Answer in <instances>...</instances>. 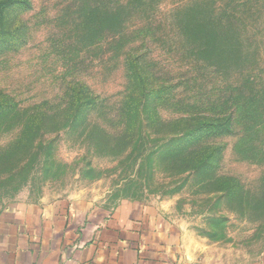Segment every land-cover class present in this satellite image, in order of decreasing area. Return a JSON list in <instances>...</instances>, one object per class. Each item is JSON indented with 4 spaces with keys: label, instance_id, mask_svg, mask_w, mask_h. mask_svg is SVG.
<instances>
[{
    "label": "rangeland",
    "instance_id": "obj_1",
    "mask_svg": "<svg viewBox=\"0 0 264 264\" xmlns=\"http://www.w3.org/2000/svg\"><path fill=\"white\" fill-rule=\"evenodd\" d=\"M29 1L28 9L7 10L0 30V212L56 202L112 211L128 200L176 226L189 260L259 262L264 0H132L133 13L119 8L128 0ZM129 50H152L151 86H175L148 102L160 122L137 118L142 93L126 78ZM77 85L95 100L80 112L70 105ZM251 90L260 117L246 106L232 133L175 142L219 113L216 104Z\"/></svg>",
    "mask_w": 264,
    "mask_h": 264
},
{
    "label": "crops",
    "instance_id": "obj_2",
    "mask_svg": "<svg viewBox=\"0 0 264 264\" xmlns=\"http://www.w3.org/2000/svg\"><path fill=\"white\" fill-rule=\"evenodd\" d=\"M180 234L152 208L128 200L112 211L13 205L0 212V264H198L182 252Z\"/></svg>",
    "mask_w": 264,
    "mask_h": 264
},
{
    "label": "trees",
    "instance_id": "obj_3",
    "mask_svg": "<svg viewBox=\"0 0 264 264\" xmlns=\"http://www.w3.org/2000/svg\"><path fill=\"white\" fill-rule=\"evenodd\" d=\"M131 2L132 0H128V1H123V5L119 8H122L123 10H128L130 12H134L136 10V8H132L131 7ZM30 1L29 0H1L0 1V30L2 29L3 25H4V21H5V13L6 11L11 8V7H18L20 9H28L30 7ZM108 7H110V5H108ZM135 9V10H133ZM187 21V20H186ZM185 21V26H186V31H187V27L188 25L186 24ZM219 23L221 20H218ZM181 24L183 23V20L181 21V18H178V23ZM219 27V26H218ZM200 28V24H198L197 26L193 27L192 29H190V31L192 33H195L196 31L198 32ZM227 28V25H222V27L220 28H216L217 31H219L220 29L222 31H224ZM126 31L128 32L127 28H121V30H119L118 34H117V38H122L126 35ZM226 32L224 33H218L217 36H222L225 35ZM192 36L194 38H196L194 36V34H192ZM22 42H20L21 44ZM131 50H129V53H127L124 56V61H125V71H126V78L128 79L129 83H137L140 86V91L142 93V97H140V103H139V107H140V112L138 110V112H136L137 114V118L140 120V122H148V121H152V120H156V122H160V117H158L159 113L156 111V114L158 116H155L154 119L150 118V116L148 115L149 113L146 111L148 110V102L150 101H155V98H153V95L155 94H159L161 92H163L164 90H168V95L170 93V91L174 89L175 86L169 85V86H161V87H153L151 86V84H149L150 79H153L152 77L154 76L153 72L151 71V68H148L146 65V60L149 59L150 56H152L153 52L152 50H150L149 52H146L142 55H137L134 56L131 53ZM174 57V56H173ZM194 61V60H193ZM152 67V66H151ZM171 87V88H170ZM244 89H246V86H244ZM69 92L71 93V97H70V105L72 108L76 109L77 111H82L86 108H89L94 102L95 100L93 98H88L86 97V87L84 85H77L76 87H71L69 89ZM257 92H254L251 90V92H249L248 96L246 97H227L226 100H223L222 102L216 104L218 109L221 110L219 113L213 115V116H205L202 117V122L198 125L193 127L191 130H189L188 132H183L182 136H184V140H181V136L180 134L178 136H176L177 141L179 145H188L189 143L193 142V141H197L200 139L201 135L203 134H207V133H212V134H226V133H232V129L234 127V125L237 124V120L239 117V111L240 109L248 106L249 112H250V116H253L255 118H258L261 116V114L259 113V111L254 110L253 108L256 105V98L255 94ZM72 99V101H71ZM152 99V100H151ZM230 99V100H229ZM243 99V100H241ZM135 100V97L133 96V101ZM234 102V110L233 111H228L225 112V108L226 106H228L229 103ZM1 107V106H0ZM216 107V108H217ZM226 113V114H225ZM146 114L148 116H146ZM191 120V118H190ZM175 122L174 121H170V122H166V123H161L162 126H172L174 125ZM195 149H199V148H193L192 149V153H194L193 150ZM211 154H209L207 156V160H205L203 163L197 164L194 166V170L198 169L201 165L203 164H208V159L213 158V155L219 151V149H212L211 150Z\"/></svg>",
    "mask_w": 264,
    "mask_h": 264
}]
</instances>
